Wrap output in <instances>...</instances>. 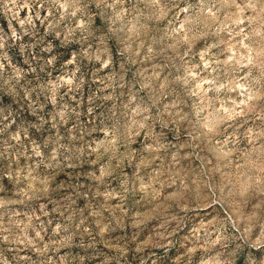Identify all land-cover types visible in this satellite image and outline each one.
Instances as JSON below:
<instances>
[{
  "label": "clouds",
  "instance_id": "obj_1",
  "mask_svg": "<svg viewBox=\"0 0 264 264\" xmlns=\"http://www.w3.org/2000/svg\"><path fill=\"white\" fill-rule=\"evenodd\" d=\"M0 18V264H264V0Z\"/></svg>",
  "mask_w": 264,
  "mask_h": 264
},
{
  "label": "rangeland",
  "instance_id": "obj_2",
  "mask_svg": "<svg viewBox=\"0 0 264 264\" xmlns=\"http://www.w3.org/2000/svg\"><path fill=\"white\" fill-rule=\"evenodd\" d=\"M25 14H26V13L22 12V13H21V16H23V15H25ZM0 19H2V18H0Z\"/></svg>",
  "mask_w": 264,
  "mask_h": 264
}]
</instances>
